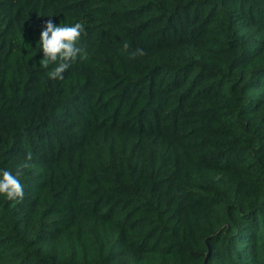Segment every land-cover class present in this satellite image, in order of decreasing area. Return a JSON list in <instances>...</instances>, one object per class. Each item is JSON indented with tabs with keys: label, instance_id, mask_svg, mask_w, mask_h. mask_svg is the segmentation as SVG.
<instances>
[{
	"label": "trees",
	"instance_id": "trees-1",
	"mask_svg": "<svg viewBox=\"0 0 264 264\" xmlns=\"http://www.w3.org/2000/svg\"><path fill=\"white\" fill-rule=\"evenodd\" d=\"M49 20L86 32L62 80ZM25 163L0 264H264V0H0V169Z\"/></svg>",
	"mask_w": 264,
	"mask_h": 264
},
{
	"label": "clouds",
	"instance_id": "clouds-1",
	"mask_svg": "<svg viewBox=\"0 0 264 264\" xmlns=\"http://www.w3.org/2000/svg\"><path fill=\"white\" fill-rule=\"evenodd\" d=\"M86 35L84 25L77 22L72 26H54L49 20L40 35V45L43 52V59L40 63L45 69L50 65H55L47 72L51 80H62L64 73L68 70L77 58L86 59V49L82 48L80 41ZM130 45L125 42L121 51L128 53L130 59L143 56L144 52L140 49L129 51ZM31 153L27 154L26 161H31ZM25 163L17 168L15 174L7 169H0V195L8 200L23 199L24 187L19 180L23 175V167H29Z\"/></svg>",
	"mask_w": 264,
	"mask_h": 264
}]
</instances>
